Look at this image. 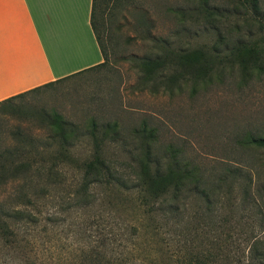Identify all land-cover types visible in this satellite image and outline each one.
<instances>
[{
	"label": "rangeland",
	"instance_id": "374dc122",
	"mask_svg": "<svg viewBox=\"0 0 264 264\" xmlns=\"http://www.w3.org/2000/svg\"><path fill=\"white\" fill-rule=\"evenodd\" d=\"M257 2L253 13L242 0H101L94 21L105 65L0 105V153L16 151L0 158L55 164L52 175H24L34 221L10 242L0 239V264H188L191 256L246 264L252 240L264 242V165L241 144L264 137V0ZM194 50L207 59L202 73L175 60ZM156 54L164 62L158 87H143L135 58ZM55 119L66 132L77 128L66 144ZM106 127L116 135L102 140L101 153L122 182L80 194L81 163ZM140 128L151 133L145 146ZM145 159L198 171L208 204L192 188L175 203L170 194L142 198L130 178ZM228 166L251 172L247 193L243 179L229 184ZM15 189L0 188L6 207Z\"/></svg>",
	"mask_w": 264,
	"mask_h": 264
},
{
	"label": "trees",
	"instance_id": "16d2710c",
	"mask_svg": "<svg viewBox=\"0 0 264 264\" xmlns=\"http://www.w3.org/2000/svg\"><path fill=\"white\" fill-rule=\"evenodd\" d=\"M242 5L248 7L253 13H257L259 10L257 0H242ZM100 6L101 0H92L89 23L101 54L102 62L98 65L79 71L64 78H68L85 71L94 70L105 65L106 55L100 43L98 36L99 33L97 31V27L99 29V26H96L94 21L95 11H99ZM175 56L177 64L197 71L198 73L204 72L207 59L205 58L202 51L194 50L189 53L178 52ZM135 61L142 86L146 87L151 82L156 81L154 86L155 88L158 87L157 80L158 78H161V76L159 73L157 74V72H159V69L162 68L164 64V62L159 57V54H156L153 58H135ZM64 78L3 100L0 102V105L9 102L12 99L18 98L26 93L34 92L39 88L51 85ZM174 78L175 77H169L168 82ZM161 84L162 82H159V85ZM54 129L58 132V135L64 144H66L68 137H73L74 133L77 131V128L71 127L69 131L66 132V126L57 119L54 120ZM137 133L140 134V139L142 141L140 144H144L145 146L146 142H143V140L146 139V136H151L150 131L146 133L145 128H140ZM112 134L114 136L116 135L114 128L106 127L105 130H103L99 135V142L93 145L90 159L81 163L82 177L80 186L82 192H79L80 194H84L86 188L90 185L100 184L101 182H106L109 184H111L112 181L118 184L119 182H122L121 179L117 177V172L112 169L111 165L108 164V160L103 157L101 153L102 140L108 136H112ZM90 135L96 138V134H94L92 130ZM241 144L245 149L251 150L252 152L258 154L261 157V164L264 165L263 136L248 135L243 139ZM64 148L65 149L63 152H68V147ZM148 150L149 149L146 148V155L149 154ZM13 153L15 154L16 151H5V153H0L2 154L0 157L4 155L8 156ZM153 163L154 165L152 167L149 160L145 159L142 162H139L133 171L132 178H130V182L133 183L135 188L142 194L140 195L142 198H149L151 201H155L157 199L165 198V196L170 194V200L175 203L174 201L177 199L179 193L183 189L189 188L191 190L192 188L193 194L199 197L204 203L208 204L210 201L211 191L206 190L207 188L205 189V185L203 186L201 175L198 171H195L187 164H182L180 166L176 161L165 164V168L163 167L164 165L161 166L158 162ZM33 170L36 172L39 170L44 171L45 174L49 176L55 171V164L51 163L45 168L41 164L34 165V163L29 162L8 161L5 160V157L0 158V188L9 184L15 185L16 187L14 192L7 194L6 198L9 199L8 201L13 198L8 207H6L8 204H3V202L1 203L0 201V239L4 241L10 242L11 239H15L18 230L20 231L21 228L32 224L34 221V216L30 214L26 208V206L32 205L31 198L27 194L23 193L26 179H28L27 176L24 175L29 174V172ZM229 179L230 185L233 183V181L237 182L238 180L243 179V193H247L249 191L252 177L251 172L244 166H228V180ZM222 180L223 178H220L218 183L220 184ZM260 249H264V242H262L259 238H255L252 240L249 247L248 256L245 258L246 264H264V257H258L256 254ZM201 261L202 259L200 257L191 256L188 264H201Z\"/></svg>",
	"mask_w": 264,
	"mask_h": 264
},
{
	"label": "crops",
	"instance_id": "0c3cea01",
	"mask_svg": "<svg viewBox=\"0 0 264 264\" xmlns=\"http://www.w3.org/2000/svg\"><path fill=\"white\" fill-rule=\"evenodd\" d=\"M92 0H0V102L102 62Z\"/></svg>",
	"mask_w": 264,
	"mask_h": 264
}]
</instances>
